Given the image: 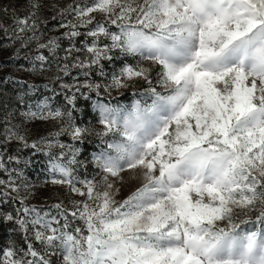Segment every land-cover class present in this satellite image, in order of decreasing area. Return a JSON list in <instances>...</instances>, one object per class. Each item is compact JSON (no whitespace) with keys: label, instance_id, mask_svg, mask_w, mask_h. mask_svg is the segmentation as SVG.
I'll return each instance as SVG.
<instances>
[{"label":"snow or ice","instance_id":"obj_1","mask_svg":"<svg viewBox=\"0 0 264 264\" xmlns=\"http://www.w3.org/2000/svg\"><path fill=\"white\" fill-rule=\"evenodd\" d=\"M39 7L14 14L11 35L0 24L22 48L37 42L33 70L56 60L59 81V91L44 85L50 95L19 97L24 122H54L55 131L30 141L6 120L0 132V211L13 204L3 221L24 233V247H0V264H52L57 253L62 264H264V0H84L60 11L67 30L46 42ZM141 82L130 108L111 103ZM81 97L99 131L76 123ZM92 135L102 144L92 157L102 184L77 171L87 165L76 145ZM37 155L46 182L81 197L52 204L55 215L25 203L33 185L24 169ZM126 169H140L142 184L117 202L109 177Z\"/></svg>","mask_w":264,"mask_h":264},{"label":"rangeland","instance_id":"obj_2","mask_svg":"<svg viewBox=\"0 0 264 264\" xmlns=\"http://www.w3.org/2000/svg\"><path fill=\"white\" fill-rule=\"evenodd\" d=\"M39 3L38 15L42 21L40 31L43 35L40 37V42H46L52 37H62L63 33L67 29L58 28L60 20L59 13L63 9H67L69 5L75 3H83L84 0H0V24L7 26L13 25V16L24 17L31 9L32 3ZM8 9L4 12L3 9ZM53 16L57 18L52 19ZM99 18V17H98ZM68 19H72V16H68ZM75 22V21H74ZM84 31V29H81ZM11 35V28L9 31ZM80 37L77 40V46H80ZM60 49L57 51V55L63 57L64 48L69 46L67 39L60 40ZM45 55H48L46 50H43ZM37 54V42L33 41L29 43L27 48H22L19 41L12 43L6 36L3 30H0V132H3L5 127V121L10 120L12 124L21 125L22 131H27L29 140L39 139L41 136H47L49 132L56 130L54 122H43L40 120L24 122L23 117L20 115L19 97L33 96V98L43 95H50L44 85H49L52 88H56L59 91V81L55 80L57 73L56 60H51L50 67L45 71L39 70V64L37 62L36 69L33 70V62L31 57ZM128 63L135 65L140 62L144 67H149L150 62L141 61L139 56L126 57ZM123 59L118 60L116 67H119L123 62ZM77 70H73V75L76 74ZM11 78V79H9ZM65 82L71 83V77H64ZM99 79V78H97ZM35 85L37 91L31 93L29 86ZM144 85L138 83L135 88H129L120 92L112 93L111 103L119 104L126 108L139 99V95H133V93L143 92ZM28 94V95H25ZM92 99L95 100V93H91ZM107 97L105 100L107 101ZM58 104L63 105L64 99L63 94L56 97ZM80 112L74 113L77 124H87L89 127L94 128L96 131L100 130V126L97 124L94 118L95 113L92 108V102L86 101L82 97L77 101ZM118 138V137H117ZM60 139L68 144L73 143L71 138L67 135L60 137ZM81 148L79 158L85 162L86 168H79L78 174L80 177L88 176L91 178L95 176L97 182L103 183V174L95 167L92 162L94 154L98 153L101 149L102 144L99 137L92 135L87 138L83 145H76ZM18 147L16 142L8 145V153L15 154L16 148ZM25 158L30 156V151L25 150L23 152ZM33 163L24 169L26 183L33 185L30 189L31 195L25 203L29 205H35L38 208H42L45 211H50L53 215L56 214V210L51 208L52 204L63 201L66 205L69 201L76 199L79 200L81 197L69 192L66 186L53 185L50 182L49 172L46 168V158L43 155H37L32 158ZM0 179H7V176L0 172ZM109 182L113 183L114 195L113 199L117 202H121L138 186L142 184V177L140 169H126L120 173V177L113 178L109 177ZM21 195H24L22 192ZM19 206V205H16ZM3 212H13L14 206L11 203L3 205L2 211H0V247L8 244H15L17 247H24V233L15 225L3 221ZM80 226L83 224L81 221H74L73 227ZM35 246L42 250L40 242H35ZM52 264H62L61 256L59 253L51 257Z\"/></svg>","mask_w":264,"mask_h":264}]
</instances>
